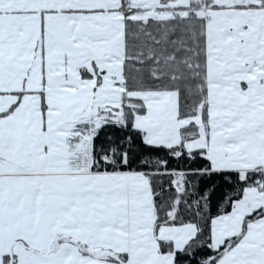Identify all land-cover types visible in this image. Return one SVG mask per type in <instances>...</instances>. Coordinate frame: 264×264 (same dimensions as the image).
Listing matches in <instances>:
<instances>
[{"label": "snow or ice", "instance_id": "6c2138e0", "mask_svg": "<svg viewBox=\"0 0 264 264\" xmlns=\"http://www.w3.org/2000/svg\"><path fill=\"white\" fill-rule=\"evenodd\" d=\"M0 264H264V0H0Z\"/></svg>", "mask_w": 264, "mask_h": 264}]
</instances>
